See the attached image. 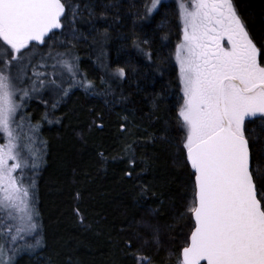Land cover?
<instances>
[{
  "label": "snow or ice",
  "instance_id": "1",
  "mask_svg": "<svg viewBox=\"0 0 264 264\" xmlns=\"http://www.w3.org/2000/svg\"><path fill=\"white\" fill-rule=\"evenodd\" d=\"M159 5L161 0H150L136 15L147 19ZM178 10L179 37L172 53L179 91L174 119L180 140L175 147L187 171L189 192L180 213L188 233L176 252V264H264V35L251 34L233 0H178ZM89 22L103 52L112 27L106 12L94 16L89 10L85 20L77 0H0V133L6 140L0 144V264H15L18 254L43 246L30 191L34 181L25 186L23 176L14 175L39 166L29 147L35 142L26 137L30 159L25 158L19 144L24 117L18 123L15 117L33 94L42 99V93L51 92L57 97L53 110L69 95L70 88L63 85L66 77L75 81L77 58L70 48L56 51L57 40L79 39L78 23ZM132 43L144 53L141 44L149 41L135 38ZM40 46L49 49L47 55L39 53ZM60 46H65L63 40ZM145 54L151 59V52ZM115 75L126 79L128 70L120 67ZM79 86L86 92L94 87L83 79ZM152 106L154 115L158 101ZM123 119L120 133L129 131L127 117ZM250 124L256 127L250 130ZM90 127L103 125L93 121ZM30 130L36 132L38 126ZM155 139L150 136L151 142ZM124 151V175L140 199L156 196L152 185L136 183L151 168L150 161L138 163L132 144ZM140 164L143 168L136 173ZM142 224L145 234L159 243L158 229L149 221ZM133 242L129 239L126 249ZM130 256L135 264H152L150 257Z\"/></svg>",
  "mask_w": 264,
  "mask_h": 264
},
{
  "label": "trees",
  "instance_id": "2",
  "mask_svg": "<svg viewBox=\"0 0 264 264\" xmlns=\"http://www.w3.org/2000/svg\"><path fill=\"white\" fill-rule=\"evenodd\" d=\"M77 2L85 20L89 10L94 16L106 12L111 38L101 52L90 22L78 23L79 39L60 37V49L70 48L77 58L75 81L66 78L63 85L70 88L69 95L55 110L57 97L47 104L44 98H32L24 106V113L32 114L27 122L39 128L36 137L42 147L31 192L43 246L18 254L15 264H135L130 253L150 257L152 264H176V252L188 233L180 213L189 192L187 171L175 147L180 140L174 119L178 69L172 55L179 37L177 6L162 4L140 19L137 12L143 13L150 0ZM113 3L119 7H111ZM233 4L251 34L264 35V0ZM135 38L149 41L141 44L144 53L133 46ZM120 67L128 70L126 79L115 75ZM82 79L92 82L91 91L79 86ZM153 100L158 101L154 115ZM124 117L129 131L120 133ZM93 121L103 127H90ZM150 136L156 138L154 143ZM126 144L134 146L138 163L150 161L151 168L136 183L152 185L156 196L140 199L133 181L125 177ZM142 168L140 164L136 173ZM142 221L158 229L159 243L145 234ZM137 235L142 238L136 240ZM129 239L133 246L126 249Z\"/></svg>",
  "mask_w": 264,
  "mask_h": 264
},
{
  "label": "rangeland",
  "instance_id": "3",
  "mask_svg": "<svg viewBox=\"0 0 264 264\" xmlns=\"http://www.w3.org/2000/svg\"><path fill=\"white\" fill-rule=\"evenodd\" d=\"M171 2L175 3L176 6H177V9H178V0H161V5H162V4H166V3H171ZM161 5H159V6L157 7V9H156L153 13H155V12L160 8ZM153 13H152V14H153ZM178 13H179V10H178ZM56 51H61V52H63L64 50H61L60 47L57 45ZM48 52H49V49L46 48L45 50H43L42 52H39V53L42 54V55H47ZM39 59H40V55H37V57H36V61H35V62H38ZM49 71H50V69H49ZM28 74L31 75V69L28 70ZM66 78H67V77H66ZM41 95H42V98H44V100H46V101H48V102H49V101L51 102V100H54V99L56 98V96H54L51 92H47V91H45V92L42 93ZM39 97H41V96L36 95V94H33V98H36V99H37V98H39ZM16 99H17V102L19 103V102H20V101H19V96H17ZM28 100H29V99H28ZM28 100L25 101V104L27 103ZM25 104H24V106H25ZM24 106L22 107L21 110L18 111L17 116L15 117L17 123L20 121V118H21V117H24V128H23V130H21L20 133H19L20 136H21V139H20V141H19V144H20V151L23 153V155L25 156V158H29V159H30V157L28 156V152L25 151V149H24V145L27 143V139H26V137H27V136H31L32 140H33L35 143H34V144H29V147L32 148V150H33V151L35 152V154L38 156L37 163H38V165H40L41 160H42V157H41V151H42L41 148H42V147H41V145H40V143H39V141H38V139H37V137H36V135L38 134L39 128H38V131H36V132H32V131L30 130L33 126H37V125L34 124V123L29 124V123L27 122V119H28L32 114L24 113V109H25ZM33 114H34V113H33ZM3 143H6V140L3 138V134L0 133V144H3ZM36 169H37V167L34 168V169L31 168V167H29V168H25V169H23V170H18L17 173H15L14 175H16L18 179H19L21 176H23V179H24V185L27 186V185H29V184H31V183L33 182V176H34V173H35V170H36ZM31 189H32V188H30V191H31ZM10 223H11V221H10ZM3 227H4V225H0V229H2ZM30 242L34 243L32 240H30ZM20 243L23 244V241H21Z\"/></svg>",
  "mask_w": 264,
  "mask_h": 264
}]
</instances>
